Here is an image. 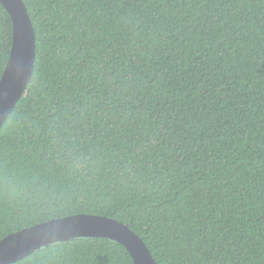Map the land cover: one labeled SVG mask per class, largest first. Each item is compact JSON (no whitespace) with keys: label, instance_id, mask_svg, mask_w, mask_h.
<instances>
[{"label":"trees","instance_id":"16d2710c","mask_svg":"<svg viewBox=\"0 0 264 264\" xmlns=\"http://www.w3.org/2000/svg\"><path fill=\"white\" fill-rule=\"evenodd\" d=\"M26 92L0 128V240L77 213L157 264H264V0H24ZM14 22L0 1V80ZM12 264H135L105 237Z\"/></svg>","mask_w":264,"mask_h":264},{"label":"water","instance_id":"95a60500","mask_svg":"<svg viewBox=\"0 0 264 264\" xmlns=\"http://www.w3.org/2000/svg\"><path fill=\"white\" fill-rule=\"evenodd\" d=\"M14 22L13 46L0 80V128L26 92L36 59V32L24 0H0ZM105 237L122 243L135 264H157L144 239L119 219L77 213L39 222L0 240V264H12L39 248L74 237Z\"/></svg>","mask_w":264,"mask_h":264}]
</instances>
